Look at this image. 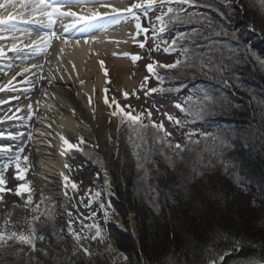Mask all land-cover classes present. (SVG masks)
Returning a JSON list of instances; mask_svg holds the SVG:
<instances>
[{
	"label": "trees",
	"instance_id": "obj_1",
	"mask_svg": "<svg viewBox=\"0 0 264 264\" xmlns=\"http://www.w3.org/2000/svg\"><path fill=\"white\" fill-rule=\"evenodd\" d=\"M200 3H211L212 7L187 8V12L206 18V23L210 22L222 35L212 34L210 39L204 40L196 34L209 32L205 26L174 25L176 34L190 37L181 41L186 42L182 46L181 43L178 45L180 59H185L181 53L185 45H190L198 53L211 50L215 59L223 60L226 66L223 80L228 84L225 85L220 76L212 78L199 72L193 75L191 72L183 74L158 69L164 78L162 87L174 89L161 95H171L183 103L188 96L202 98L207 94L215 103V109L206 111L202 118L187 122L176 130L172 128L184 143L188 132L197 133L194 138L201 140L199 148L183 154V160L176 158L175 168L169 167L164 157L159 155L164 151L172 156V151L151 139L140 151L144 155L150 148L155 162L138 169L128 142L129 135L124 131L121 133L120 149L114 151L112 172L118 197L114 201L125 209L126 206L132 207L140 228L137 237L110 229L118 248L128 256L125 264H218L221 257H224L222 264L264 262V202L260 199L262 197L264 201V66L261 65L264 55L252 41L250 24L243 22L239 27L236 21L241 14L237 17L230 14L224 0L223 3L200 0ZM217 8L225 15H220ZM254 11L251 12L257 17L264 18L259 11ZM237 30H242L239 35L235 34ZM228 46L238 53L228 52ZM229 55L236 57L234 63L226 61ZM192 119L183 118L184 121ZM150 131L148 138L153 137ZM204 133L219 136L228 145L221 147L217 142L216 158L204 154L205 163L213 160V166L206 169L196 163L197 153L205 143L199 134ZM193 169H196L195 173ZM245 197L256 201H243ZM253 202L257 211L251 213L249 208ZM234 206H239L235 211L239 215L238 225H232L223 216L233 211ZM194 212H200L203 218L196 217ZM210 213L212 216L208 215ZM182 216L184 227L182 231L174 232L175 219ZM171 218L174 220L170 221ZM41 247L37 246L45 251L48 246L42 243ZM20 248L21 245L16 244L14 249L0 255V264H57L58 255L54 251H49L47 256L37 251L33 255L35 258L24 251L19 255L12 254ZM82 260L78 259V264H85ZM92 262L90 264H94ZM98 264L112 263L99 259Z\"/></svg>",
	"mask_w": 264,
	"mask_h": 264
},
{
	"label": "snow or ice",
	"instance_id": "obj_2",
	"mask_svg": "<svg viewBox=\"0 0 264 264\" xmlns=\"http://www.w3.org/2000/svg\"><path fill=\"white\" fill-rule=\"evenodd\" d=\"M219 3H223V0H217ZM255 4H258L261 9H264V0H253ZM175 5V7H174ZM212 7L211 3L201 4L200 0H135L130 6L125 7L123 9L115 7L111 0H0V41L8 40L9 44L0 46V58H7L8 52H12L20 56L21 53H24L26 49H31L33 54L46 53L47 50L51 47V42L54 39L62 40L65 45L69 44L70 41L65 37L60 35L55 31V25L59 22L64 30V32H69L72 29L77 31H84L90 28H94L97 22L104 20L110 15H114V19L112 23H119L120 19H128L131 18L135 21V28L137 30V35L143 33L146 34L149 29L144 28L141 24V18L137 15V10H143L144 15L148 14L149 10H160V14L156 16V21L158 22V26L153 27L152 31L156 33H164L170 25L175 24H200L205 26L210 31L201 35L197 33L196 35L204 40L210 39L212 34L216 36L222 35L221 32L216 31L213 28L210 22L206 23V18L201 19L197 17L194 13H188L187 8H195V7ZM74 9H79V11H75ZM101 9H108L110 11L102 12ZM216 11L220 12V15L224 16L225 13L220 11L219 8ZM127 13V16L124 14ZM68 21L67 23H65ZM20 24H29L34 25L36 28L40 29V32L36 33V39L31 40V43L24 44L21 36L18 33H23L25 36L31 38L32 32L27 31L19 27ZM147 39V37H146ZM190 37L185 35H179L171 42L162 41L163 44L167 45L164 48L165 52H170L174 50L180 41L189 40ZM88 41H85L87 43ZM75 44H79V41H75ZM23 45V46H21ZM140 48L145 47V43L139 44ZM156 50H159V45H157ZM63 52V49H61ZM181 53L185 57V59H176L175 62L164 64L157 61L146 64V70L151 75L154 76L161 84L163 83V77H161L158 73V69H166L169 71H173L176 73L187 74L191 72L195 75L197 72L209 76L216 77L220 76L222 82L227 85L228 81L223 80V72L225 71L226 66L223 64V60H217L211 54V50L209 53H198L194 48L190 45H185L181 48ZM127 55V54H125ZM133 62H136L141 59L140 56H132ZM229 60L232 57H228ZM261 65L264 66V61H261ZM100 66L104 69V75L107 78L108 71L104 68V61H100ZM33 68L38 67L37 65H33ZM42 67V66H40ZM12 65H8V69L11 70ZM30 71V69L25 68L23 71L17 73L19 76H23L25 72ZM7 75V72H5ZM42 78V77H41ZM16 79L14 75L6 85L0 86V92L7 90H15L14 86H12V81ZM149 77L146 76L144 78V82L141 85V90H143ZM109 82L110 81H106ZM83 83V81H81ZM12 86V87H10ZM107 92L108 90L105 89ZM174 89H165L163 87H154L148 89L146 94L152 93H160L163 94L165 92H171ZM123 98L125 100L129 99V93L123 92ZM133 96L136 95L135 92L132 93ZM139 99V97H136ZM8 103L7 100L0 101V104ZM89 103L91 100L89 99ZM104 103L107 108L112 109L109 113L110 116L116 117L119 121L120 125H126L129 137L128 142L133 149L132 155L136 157L137 160V168L144 169V165L148 163H154L152 160L151 149L149 148L144 155H141V149H143L144 145L149 143L148 139V130L151 129L153 131V137L155 143L162 145L164 148L171 150L173 155L168 156L164 151H160L159 155L163 156L165 161L168 163V166L171 168H175L176 166V158L181 160L184 159L183 154L185 152H193L195 149L199 148L201 145L200 139H195L197 136L195 132H188L186 142L182 145L181 143H172L169 140L172 133L169 132L164 125L163 121L157 122L152 119V112L150 110L145 109L143 112L137 111L130 104L122 106L119 101H117L114 97L105 96ZM174 107L182 113L185 117H191L192 120L184 121L176 116L169 114L167 112L162 113L163 116L166 117L167 121L175 126L183 127L187 122H194L195 119L202 118L206 111H211L215 109V103L213 102L212 97L205 94L202 98H194L193 96H188L183 103H176ZM223 107V105H221ZM19 111V109L17 110ZM94 111V110H93ZM14 118V117H9ZM147 121V122H145ZM2 122V121H0ZM3 134H0L2 136ZM203 137L204 147L200 149L197 153L196 163L200 164L203 168H209L213 166V160L209 159L207 163L204 162V154L208 153L211 157H218L217 142L221 147H228L223 139L219 136L210 135V134H199ZM10 139H15L14 136H10ZM111 139V137H109ZM60 140L63 142L65 146V151L61 152V155H64L67 151L75 149L78 152H83V148L79 145H83L86 142L81 137L79 138V145L71 143L67 138L63 135L60 136ZM211 146H210V144ZM11 151L10 148H0V152L7 153ZM23 152L21 148L14 156L8 157V162L3 165V171H0V193L5 191H11L10 189H6V180L4 179L3 172L7 171V169L11 165H15L16 175L15 179L24 180L25 177L23 175L28 169L27 167H21V155ZM87 155V153H85ZM28 157H23V162L27 164ZM222 164L223 160L220 161ZM70 166L65 164V168H69ZM225 170H227V165L224 164ZM193 172H196V169H193ZM146 173V170H145ZM147 174V173H146ZM197 175H202V173H196ZM64 180V188L67 190L69 185L72 190H77V184L70 180V178L63 173H61ZM24 192H30L28 187V183L20 184L17 187L15 195L21 196ZM67 194V191L65 192ZM101 195L100 192L95 193V198H99ZM2 200V197H0ZM33 203L31 195L28 196L25 201L26 205H31ZM43 203V199L41 201ZM86 206H90L86 205ZM108 208H111L112 205L109 202L107 205ZM100 208L104 209L105 205L103 203L100 204ZM33 213H39L38 215L33 216L34 221H40L41 216L45 217V219L51 220L52 213L45 208L43 212H40V206L36 205L31 208ZM71 216V213H68ZM105 221L107 222L109 218V214L107 211L104 213ZM5 225L8 224L6 220ZM88 229V232L91 233V236L86 233L84 236H81L74 230H71V225H69L71 235L73 239L76 241L78 246V250L82 251L85 256L89 258L93 255V253L84 248L81 245V241L85 239H91L93 241H98L103 243L105 240V236L103 235L102 229L99 224L93 223L91 225H85ZM94 230V231H93ZM45 238L42 235H37V230L35 227L31 228V231L28 234L23 232L17 233L15 231L6 232L4 230H0V255L7 253L8 249H14L16 244H19L21 247L18 250H15L12 254L19 255L20 252L24 251V247H26L30 253H36L37 251H41L43 255H49L48 252L43 249H37L36 241H43ZM11 242V243H10ZM66 251V250H65ZM222 259V257H221ZM57 264H63V261L56 257Z\"/></svg>",
	"mask_w": 264,
	"mask_h": 264
},
{
	"label": "rangeland",
	"instance_id": "obj_3",
	"mask_svg": "<svg viewBox=\"0 0 264 264\" xmlns=\"http://www.w3.org/2000/svg\"><path fill=\"white\" fill-rule=\"evenodd\" d=\"M135 0H123L122 1V7H128L132 3H134ZM227 7H229L230 14H241L239 16V19H237V24L240 25L245 22L250 24V31L252 34V41L254 42L255 46L259 48L260 52L264 55V18L257 17L254 13L251 11L260 9L261 15L264 17V9H261L258 4H255L253 0H224ZM175 7V5H174ZM234 11V12H231ZM255 12V11H254ZM258 12V14H259ZM190 13V12H188ZM160 14V10H149L148 14L145 16L143 13V10H137V15L141 18V24L144 28L149 29V31L146 34L141 33L137 35V30L135 28V21L131 18L128 19H120L119 23H115L117 26V35L115 37L109 38V47L107 48V55L112 58L113 60L117 61L119 59H124L126 64H124L123 71L124 73H119L118 69L122 67L120 64L119 66L115 67V65L107 66L105 68L108 71V76L106 78L108 86L107 88L111 91L112 97H114L119 103L124 106L130 104L133 108H135L139 112H143L145 109L150 110L152 112V119L160 122L163 121L165 128L172 133L170 139L172 143H181L184 144L183 139L180 138L178 133H176L174 130L178 128V126H175L171 123H169L165 116L162 115V113L167 112L169 114H172L176 116L177 118L183 120L184 115L180 113L174 105L176 103H182L180 100L174 98L171 95H161L160 93H152V94H146L148 89L154 88V87H162V84L154 77L151 76L147 70H146V64L152 63L154 61L169 64L175 62L176 59H180V50L178 49L179 43H181L180 46H182L186 42H178L176 48L170 52H165L164 48L167 46L162 43V41L166 40L171 42L173 39H175L177 36L182 35L180 33L176 34L177 32L174 31V25H170L168 29L164 33H156L153 32L152 29L155 26H158V22L156 21V16ZM127 16V13L124 14ZM115 18V17H114ZM177 24H175L176 26ZM241 29V28H240ZM242 30H237L235 32L236 35H239ZM20 33L19 35H21ZM145 43L144 48H140V43ZM192 44H195L196 41H190ZM111 44L117 45L115 49H113V46ZM157 45H159V50H156ZM46 55H48V59L53 61L54 60V54H55V46L52 45L47 50ZM228 52H234L235 48L233 49L231 46L227 47ZM127 54V55H125ZM92 56H96V54H92ZM132 56H140L141 59L133 62L131 57ZM19 56H16L18 58ZM46 57V56H45ZM228 57H232L231 60L228 59ZM47 58V57H46ZM234 55L226 56V61L229 60L231 63H234ZM89 59V58H87ZM40 60V59H39ZM15 63V67L12 66L11 70L8 69V65ZM53 64L55 65L54 68L58 72V75L63 78L62 73L64 71H67L69 67V62H66L65 57L62 61H53ZM34 64H32L33 66ZM38 67H35L32 71V73H35L40 76L41 68L40 65L35 63ZM68 65V66H67ZM25 65L22 64V60L15 59L11 62L1 61L0 63V86L6 85L8 81L13 77V72L16 71L19 67H24ZM18 67V68H17ZM126 67V68H125ZM48 69L50 67L48 66ZM31 71V70H30ZM5 72H7V75H5ZM29 73V74H32ZM148 76L149 80L147 82L146 87L141 90V85L144 82V78ZM32 77V76H31ZM18 82L12 81V86L15 87V85H18ZM71 87L74 90H77L80 86L78 82H72ZM10 86V87H12ZM8 91V92H7ZM78 91V90H77ZM129 93V99L125 100L123 98L122 93L123 92ZM135 92L136 95L133 96L132 93ZM4 93V94H3ZM35 95L38 97L41 94L45 93V89L37 91L36 89L33 91ZM1 94L4 95V97H0V100H9L8 95H11L12 92L9 90L2 91ZM83 94V93H82ZM77 95V93H76ZM139 97L137 99L136 97ZM29 99L27 97L19 98V100H12V103L14 105H19L20 107H23L24 104H27ZM50 101V100H49ZM11 103V104H12ZM13 108V106H12ZM11 108V109H12ZM10 109V108H9ZM118 124H117V131L115 133H109V139L108 147H107V156L106 153H104L98 145L90 140L88 136L80 135V137H77L76 134H74L72 139L73 144L79 145V138H83L86 142L83 145H79L81 148H83V152H81L85 157H87L90 161H92L96 167L103 170L107 177L110 179L112 187H111V195L108 199H105L102 195L97 199L95 198V195H89L86 200H84L82 203L78 204L75 203V209L67 210L66 212H63L62 209V200L59 196H56L55 191H44L45 188H48V184L45 181V179L38 180L39 174L42 172H38L37 168H31L28 169L27 172H24L23 175L25 177L24 180H17L15 179L16 175V169L15 165H11L7 171L3 172L4 179L6 180V189H10L11 191H5L3 193H0V197H2V200H0V221L1 216L3 215L4 211L7 210L13 202L21 203L25 209L28 210V216H29V230L23 231L25 234H28L31 231L32 227H35L37 230V235L44 236L43 241H36V246L41 247L42 243H46L48 246L47 249H45L46 252H55V255H58L60 259L63 260V264H78V259L83 261L82 258L85 260V264L92 263L98 264V260H106L107 262H110L112 264H125L127 262L128 256L118 248V242H115L110 235V229L112 228L117 229L121 232L127 233L133 237H137L140 234V228L138 226L137 221V214L135 211H133L132 207L126 206L123 207L121 204L115 203L114 200H118L117 192L115 190L116 188V181L113 179V170H114V155H115V149L118 150L120 145V137L121 133L124 131L129 135L128 129L126 125H120L119 121L116 117H114ZM5 120V119H3ZM15 127V125H14ZM172 128H175L172 130ZM151 129L148 130V132ZM33 129V133H34ZM153 134V131H150ZM30 140L32 142V149L34 154H37V159L35 161V164L37 165H44L47 164V158H51L53 156V152L51 151V155L44 154L46 153L45 150L46 147L41 146V144H44V142H40L38 139L39 137H35L33 135L30 136ZM149 140L152 139V137L148 138ZM34 141V142H33ZM48 141V140H46ZM47 142H45L46 144ZM47 146V144H46ZM52 148L50 150H53L54 153H57L56 148ZM120 149V148H119ZM44 152H43V151ZM87 153V155L85 154ZM73 155H77L75 152ZM43 157V158H42ZM49 166H54L53 164H49ZM49 168V167H47ZM0 171H3V166H0ZM34 177V179H37L36 184L31 185L29 184L30 179L28 175H31ZM45 174H42L44 176ZM47 178V177H44ZM25 182L28 183V187L30 189V192H24L21 194V196L15 195V192L17 190L18 185L24 184ZM203 182V180H202ZM204 183V182H203ZM195 184V183H193ZM51 188V187H49ZM57 192V191H56ZM96 192H99L98 189H95L92 194H95ZM44 193V195H43ZM31 195L33 203L31 205H26L25 201L27 200L28 196ZM41 197V199H40ZM257 197V196H253ZM258 198V197H257ZM43 199V203H41ZM262 202L263 198H260ZM243 201L251 200L256 201L254 198H242ZM111 203L112 207L108 208V203ZM103 203L105 205L104 209L100 208V204ZM90 206H86L89 205ZM254 202L250 205V212L257 211L255 205H253ZM36 205L40 206V212H43L45 208H47L52 213V219L48 220L45 219V217L41 216L40 221H34L33 216L38 215L39 213H33L31 211L32 207H35ZM239 209V206H234L233 211H229L227 213H224L223 216L228 218V220L231 221V224L238 225L240 223L239 215L235 211L236 209ZM254 208V209H253ZM259 210V209H258ZM72 211V213L75 215V219H71L70 216H68V213ZM105 211L108 212L109 218L107 222L105 221L104 213ZM209 213V212H208ZM254 213V212H253ZM198 218H203V214H200V212H194L193 213ZM255 214L258 215V212ZM209 216H212V214H208ZM205 216V214H204ZM200 218V219H201ZM174 220V218H171L170 221ZM184 218L178 217L175 219L176 224H174V232H180L182 231L181 228L184 227ZM93 223H97L100 225L103 235L105 236V240L103 243H100L98 241H93L90 238L85 239L81 241V245L84 248L89 249L93 255L89 258L88 256H85L82 251L78 250V246L76 244V241L73 239L71 235V231L69 228V225H71V230L76 231L81 236H84L86 233L91 236V233L88 232V229L85 227V225H91ZM183 229V228H182ZM1 230V228H0ZM160 230V229H159ZM6 232H11L10 230L5 229ZM94 231V230H93ZM115 234V232L113 231ZM114 236V235H113ZM106 242L113 245V250H105L104 246L106 245ZM23 247V246H21ZM39 249V248H37ZM66 250V251H65ZM24 253L27 255H31L32 257L35 253H30L29 250L24 247ZM94 260L96 262H94ZM224 260V257L220 259L218 264H222ZM101 263V262H99ZM260 264H264L260 263Z\"/></svg>",
	"mask_w": 264,
	"mask_h": 264
},
{
	"label": "bare ground",
	"instance_id": "obj_4",
	"mask_svg": "<svg viewBox=\"0 0 264 264\" xmlns=\"http://www.w3.org/2000/svg\"><path fill=\"white\" fill-rule=\"evenodd\" d=\"M122 1L111 0V3L115 7L123 9ZM74 10L79 11V9ZM101 11L110 10L101 9ZM113 19L114 15H110L104 20L97 22L94 28L84 31L72 29L69 32H64L58 22L61 30L60 35L70 41L67 45L58 39H54L51 42L55 46L53 61H62L65 57L66 62H69L67 71L62 73L63 78L58 75L53 61L48 59L46 53L33 54L31 49H26L18 58H16L17 54L12 52H8L7 58H0L1 63V61L11 62L15 57V59L22 60V64L25 65L24 67H17L18 69L13 72V76H16L14 82L19 84L15 85V90H9L12 94L8 95V103L0 104V121H2L0 122V134H3L0 136V148L11 149L7 153L0 152V166L2 167L7 163L8 157L14 156L22 148L23 152L20 153L21 167H27V169L35 167L38 172L42 171L37 176L39 177L38 180L45 179L51 188H45L44 191H55L56 196L60 197L63 202V212L75 209V201L80 204L89 195H95L92 194L95 189H98L105 199H108L111 195L112 184L110 179L103 170L96 167L85 155L75 149L61 155V152L65 151V146L60 140V136L63 135L71 143V137L74 134L77 137H80L81 134L88 136L107 156L108 136L109 133L117 131L118 122L109 115L112 109L107 108L104 103L105 96L112 97V94L107 88V80L104 75V69L100 66V61H104V68L112 65L117 67L120 64L122 67L118 69V72L121 74L124 73L123 68L124 64H126L124 59L115 61L107 55L106 46L109 47V38L118 36L117 26L112 23ZM19 27L32 32L33 37L31 36V38L23 33L20 35L24 44L31 43V40L36 39V33L41 31L34 25L29 24H20ZM75 41H79V44H75ZM85 41L88 42L85 43ZM9 43L10 41L8 40L0 41V46ZM111 45H114L113 49L117 47L115 44ZM61 49H63V52H61ZM92 54H96V56H92ZM35 63L42 66L40 67L41 73L39 77L32 73V64L35 65ZM11 65L14 66L15 63ZM48 66L50 69H48ZM25 68L31 71L25 72L23 76L17 75ZM73 81L78 82L82 86L77 89L78 91L71 87L70 84ZM35 89L39 93L40 90L45 89V93L37 97L33 93ZM105 89L108 91L106 92ZM3 94L0 92V97H4ZM24 96L29 101L23 107L13 104ZM89 99L91 103H89ZM12 100H14L13 103ZM18 109L19 111H17ZM9 117L14 118L10 119ZM31 135L38 136V140L42 143L44 142V144H41L47 150L44 154L51 155L50 152H53V156L47 158L48 163L45 164L46 166L35 164L37 154H34L32 149ZM10 136H14L15 139H10ZM45 142H47V146ZM52 146L56 148L57 153L50 150ZM75 152L77 155H73ZM24 156L28 157L27 164L23 162ZM49 164L54 166H49ZM65 164L70 167L65 168ZM61 173L77 184V190H72L70 185L67 190L64 188V180ZM42 174L45 175L42 176ZM28 176L30 179L29 184H36L37 179H34L32 174ZM66 191L67 194H65ZM70 213L71 219H75L72 211ZM27 214L28 210L21 203L13 202L1 216V230L5 231L7 228V230L17 233L29 230V216ZM6 220L8 221L7 225L4 223ZM104 249L112 251L113 245L106 242Z\"/></svg>",
	"mask_w": 264,
	"mask_h": 264
}]
</instances>
